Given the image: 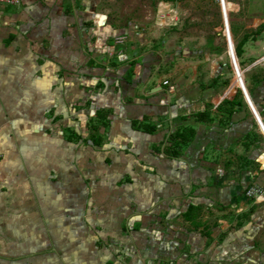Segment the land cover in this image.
<instances>
[{
	"label": "crops",
	"instance_id": "1",
	"mask_svg": "<svg viewBox=\"0 0 264 264\" xmlns=\"http://www.w3.org/2000/svg\"><path fill=\"white\" fill-rule=\"evenodd\" d=\"M146 1L140 18L121 0L0 3V264H264L253 101L231 111L218 62L163 36L190 0Z\"/></svg>",
	"mask_w": 264,
	"mask_h": 264
},
{
	"label": "rangeland",
	"instance_id": "2",
	"mask_svg": "<svg viewBox=\"0 0 264 264\" xmlns=\"http://www.w3.org/2000/svg\"><path fill=\"white\" fill-rule=\"evenodd\" d=\"M227 1L225 9L230 10L227 20L237 29L235 38L232 36V42L235 45L244 32L254 31L264 21V0ZM121 2V10L126 11V15L140 18L147 14L148 10L152 11L150 7H144L147 3L146 0H121ZM218 7L214 0H190L188 4L180 7L181 12H186L181 17V24L171 30L168 29L163 36L173 42L186 38L190 48H199L202 51V56L207 55L210 61L218 62V64H213V67L210 66L211 62L209 61L203 64L205 69L208 67L212 71L213 76L222 73L221 78L217 79L214 85L212 84L213 90H217L218 93H227L232 87L230 93H233L234 90H241L239 86L242 80L247 90L246 84L249 81L247 78L253 71L257 73L261 68H264V60L261 61L264 56V31L256 41L251 39L244 45V53L240 59L237 58V65L234 66V69H231L232 66L227 67L226 42L223 38L224 35L222 36L220 32L223 24ZM150 37L153 38L154 35L151 34L148 38ZM217 50L219 53L221 52L220 55L215 53ZM210 81L211 79H207L205 82L210 85Z\"/></svg>",
	"mask_w": 264,
	"mask_h": 264
},
{
	"label": "trees",
	"instance_id": "3",
	"mask_svg": "<svg viewBox=\"0 0 264 264\" xmlns=\"http://www.w3.org/2000/svg\"><path fill=\"white\" fill-rule=\"evenodd\" d=\"M231 30L233 34L235 33V28L231 25ZM264 31V23H262L257 29L254 31H249L243 34L241 39L237 41L235 44V53L237 58H241L243 53H244V45L249 41V40H257L261 33ZM234 59V66L237 65V59H235V56H233ZM132 66L130 70L128 71L129 76L132 74ZM248 83L246 84L247 91L251 97V100L253 101L254 105L257 108V111L259 115L262 117L263 122H264V68H261L259 72H254L247 78ZM246 80V81H247ZM233 88L230 87L229 91L230 92ZM258 93H262L260 97H257ZM224 104H228L231 106V111L235 106H241L242 103V92L240 89H237L235 91V95L233 96L232 99L224 100ZM93 123L91 125V129L95 130L97 129V125L95 126V121L96 119H92ZM193 135V131L190 129H181V131H177L173 134H171V143H170V148L174 152V154H178L180 147H182L187 141L190 140L191 136Z\"/></svg>",
	"mask_w": 264,
	"mask_h": 264
},
{
	"label": "built area",
	"instance_id": "4",
	"mask_svg": "<svg viewBox=\"0 0 264 264\" xmlns=\"http://www.w3.org/2000/svg\"><path fill=\"white\" fill-rule=\"evenodd\" d=\"M166 0H159L158 6L162 7V5L167 4L165 3ZM22 0H0V3L9 5V6H15L21 4ZM214 2L219 6L220 14L222 16V22H223V35L225 38V42L227 45V51L230 57L231 65L232 68L234 69V59L233 55L235 56V59H237L236 53H235V47L232 42V37H231V31L228 25V20H227V15L229 13V9H225V4L228 3L227 0H214ZM160 12V11H159ZM165 14L162 12L159 13V16L162 18ZM176 19V18H175ZM264 60V56L261 58V61ZM264 190L262 187L257 186V185H251L250 187L247 188L245 195L250 198L254 199H260L263 197Z\"/></svg>",
	"mask_w": 264,
	"mask_h": 264
},
{
	"label": "water",
	"instance_id": "5",
	"mask_svg": "<svg viewBox=\"0 0 264 264\" xmlns=\"http://www.w3.org/2000/svg\"><path fill=\"white\" fill-rule=\"evenodd\" d=\"M239 87L241 88V91H242L245 99L247 100V102L249 104V102L252 101V100H251V98L248 95V92H247V90L245 88V85H244L243 80H242V83L240 84ZM251 103L249 104V106H250V108H251V110L253 112L254 118L257 121V123H258L259 127L261 128V130L264 132V124L262 123V120H261V118L259 116V113L257 111V108H256V106L253 103L252 104Z\"/></svg>",
	"mask_w": 264,
	"mask_h": 264
}]
</instances>
